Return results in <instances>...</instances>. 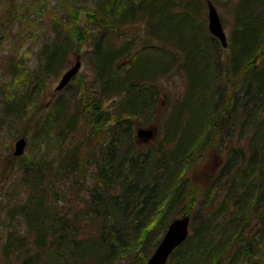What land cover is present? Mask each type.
Segmentation results:
<instances>
[{"label":"trees","instance_id":"1","mask_svg":"<svg viewBox=\"0 0 264 264\" xmlns=\"http://www.w3.org/2000/svg\"><path fill=\"white\" fill-rule=\"evenodd\" d=\"M206 1L96 0L87 11L86 19L92 28L87 31L88 44L100 95L104 92L115 94L122 99V111L139 109L129 115L143 119L142 114L152 108L148 107V101L151 104L149 99L157 101L153 76L172 69L173 73L182 72L186 78L188 74L192 77L191 65L190 69L187 68L178 57V53L190 46V41L184 40V48L179 45V37L175 38L171 32L177 27L182 28L183 24L171 28L172 18L186 20L188 23L184 27L191 30V36L197 34L201 39L199 45L204 47L203 58L198 59L187 52L188 58L190 56L187 62L197 64L205 58L210 65L218 64L219 56L223 57L224 52L217 39L209 35L205 20H202ZM196 7L197 11H194ZM232 10L234 31L226 45L229 53L224 62L231 67L233 75L238 76V88L222 110L229 105L232 110L239 108L243 112L244 119L235 130L239 138L249 136L248 145L228 149V159L219 174L223 177L217 185L219 192L209 203L203 202L206 207L198 215L189 217L188 237L171 253L166 264H223L230 261V256L235 264L253 251L251 239L254 237L245 238L244 232L251 218L253 220L255 215L258 219L261 217L264 198V64L259 60L264 51V0H237ZM195 12L199 13L197 18ZM139 17L143 18L142 25L149 35L142 48L133 51L134 37L119 47H113L109 40L113 35L118 36L117 25L138 21ZM83 28L87 30L89 26ZM106 32L112 36L108 37ZM61 33L57 31L58 40L53 42L50 51L47 43L44 45L42 70L46 73L54 65H59L69 50L65 47L67 36H61ZM143 50L157 55L143 53ZM149 71L153 72L152 75L147 74ZM218 81L219 76L211 93L217 92L221 86ZM233 83L228 81L232 87ZM250 92L253 109L245 112ZM19 103L18 99L12 100L7 110L17 109ZM58 107L49 126L60 127L62 132L63 129L72 131L71 122L69 125L64 123V104L60 103ZM90 107V124L113 122L109 112L101 109L95 101ZM115 116L114 125L118 126L121 114L118 120ZM174 119L171 116L166 122L171 138L175 137L172 130ZM128 120L132 123L133 119ZM232 124L235 123L232 121ZM128 125L130 127V123ZM129 127L122 129L127 133L114 135L110 145L99 151L95 149L91 160L84 162L83 169L89 163L95 166V170L88 174L90 184L86 185L82 178L84 185L78 180L72 188L71 184L66 187L63 181L64 189L59 196L57 170L60 174L65 169L68 156L61 157L55 167L51 161L42 178H35L38 173H34L26 179L30 190L19 210L29 231L27 236L15 238L18 240L19 264H53L57 255L64 256L69 264H145L169 223L179 215H189L186 204H183L187 199L188 176L181 139L173 140L168 136L166 139H170L165 143L161 140V143L145 147L139 143L144 139L137 137L135 142H126ZM110 130L108 125L103 134L108 135ZM72 168L69 171L73 172ZM28 169L24 167L25 172ZM83 169L81 173L85 176ZM83 191L86 197L82 198ZM44 195H49L47 200ZM58 201H61L60 206ZM73 201L81 208L74 210L70 204ZM28 206L30 211L26 210ZM48 233L51 234L49 240L46 239ZM38 255H45L44 263L39 262Z\"/></svg>","mask_w":264,"mask_h":264},{"label":"rangeland","instance_id":"2","mask_svg":"<svg viewBox=\"0 0 264 264\" xmlns=\"http://www.w3.org/2000/svg\"><path fill=\"white\" fill-rule=\"evenodd\" d=\"M95 1L0 0L1 264H19L17 258L19 252L16 251L18 240L15 238L27 236L29 231L24 216L20 215L19 208L30 190L27 180L31 175L38 173L35 174V178H42L47 166H51V161L55 167L61 157L68 156L65 169L60 174L57 170L59 196H62L64 189L63 181L66 187L71 184L72 188L76 186L75 182L78 180L84 185L82 178L86 185L90 184L91 180L88 179V174L95 170V166L92 165L93 163H89L88 167L83 169L84 162L87 159L91 160V157L95 155L93 153L95 149L99 151L110 145L109 142L112 141L111 138L114 135L127 133L122 129L129 127L128 123H130V129L128 128V136H125L128 137L126 142L129 143L132 140L135 142L138 128H155L156 132L151 139L139 142L144 144L142 146L148 147L156 142L161 143V140L165 143L171 138L168 133L169 127L166 130V122L171 116L175 118L172 125L175 137L172 136L171 139L180 138L183 148H185L188 187L186 189L187 199L183 204H186L188 216L191 218L206 207L203 202L209 203L219 192L217 185H219L220 179L223 180L219 174L228 159V149L238 145L246 148L248 145L249 136L239 138L235 130L244 119L241 116L243 112L239 108L232 110L233 108L229 105L226 110H222V107L224 108L229 99L233 97L232 93L238 88L236 82L238 76H234L231 67L225 63L229 51L227 47L221 46L224 55L223 57L219 56L218 64L215 62L217 65H210V62H206L205 58L203 62L197 64L194 61L187 62L190 58V56L188 58L187 52H191L193 57L201 59L205 56V50L202 45H199L201 39L197 38V34L192 33V40L191 30L184 27L188 23L186 20L172 18L169 25L171 28L172 26L175 28L176 24H183L182 28L178 29L177 27L171 33L175 38L179 37V45L183 48L185 47L184 40L190 41V46L187 45L184 51L178 53V57L181 62L186 64L187 68L191 67L192 77L188 74L186 78L182 72L173 73L172 69L163 75L153 76L154 91L158 93L157 101L149 99L151 104L148 101V107L152 108L142 114L144 115L143 119L130 116L139 109L132 108L134 110L122 111L120 106L122 99H119L115 94L107 95L104 92L101 96L90 60L91 52L87 31L92 28L89 20L86 19V13L95 4ZM208 1L214 5L218 12L228 44L234 31V10L232 9L237 0ZM162 3L164 4V1ZM193 10L197 11V7ZM194 14L196 18L199 15L197 12ZM201 17L202 20H205V28L211 35L207 28V7L202 11ZM142 20L143 18L139 17L138 21L118 24L116 29L118 36H112L106 32L108 37L112 36L109 40L112 46L119 47L134 37L133 51L142 48L144 39L149 36L142 25ZM83 26H89V28L84 30ZM93 27L95 28V26ZM57 31H62L61 36H67L68 41L65 47L69 50L63 61L59 57L60 64L54 65L52 70L46 73L42 70L44 45L47 43V48L50 51L53 42L58 40ZM79 33L82 34L80 37H78ZM166 35L168 34L166 33ZM213 37L215 38V36ZM262 48L264 49V46ZM149 51L143 50L142 52L151 53L153 56L157 55L156 52ZM259 60H262L264 64V51L259 56ZM76 61L80 63L78 72L61 90H55L62 74ZM12 64L14 65L12 66ZM152 73L151 71L147 72L148 75H152ZM218 76L221 82L218 81V83L221 86L217 92L211 93ZM228 81H233L234 86L228 84ZM249 95V103L245 112L253 109L250 105L251 92ZM14 99L20 101L19 106L17 109L7 110V105ZM182 99H184L183 102ZM93 101L101 109L109 112L113 122L106 125L90 124L89 117L91 116L88 113ZM60 103L64 104L62 107L64 123L69 125L71 122L72 124L70 132L66 129H63L64 132H62L60 127L54 129L49 126V121L52 116L54 117ZM141 111L142 109L138 113ZM119 114H121L120 117ZM113 116L119 117V120L116 119L119 122L118 126L114 125ZM125 117L126 119H124ZM130 117L133 119L132 123L128 120ZM232 121L235 124H232ZM108 125L111 126L110 133L103 134V130ZM168 136L170 138L166 139ZM22 137L26 142L23 153L14 156L15 142ZM49 138L53 140L50 141ZM72 166L74 167L72 168L73 172L69 171ZM24 167H29L28 172L24 171ZM81 169L86 171L85 176L82 175ZM84 193L85 191L81 193L82 198L86 197L83 196ZM44 196L47 200L49 195ZM60 203L61 201H58L59 206ZM70 204L73 205L74 210L81 208V205L74 201ZM26 210L30 211V207H26ZM260 215L259 219L256 215L253 220L251 218L250 225L244 232L245 238L254 237L251 239L253 251L249 255H244V258L235 264H264V198ZM181 216L179 215L177 218ZM50 238L51 234L48 233L46 239ZM38 256L41 260L38 261L44 263L45 255ZM232 257L230 256L229 262L225 261L226 263L223 264H234ZM52 261L53 264H69V261L62 255H57V258Z\"/></svg>","mask_w":264,"mask_h":264},{"label":"water","instance_id":"3","mask_svg":"<svg viewBox=\"0 0 264 264\" xmlns=\"http://www.w3.org/2000/svg\"><path fill=\"white\" fill-rule=\"evenodd\" d=\"M207 28L211 35L218 39L223 48L226 47V35L218 15V12L211 2H207ZM80 68L79 61L65 71L56 86L55 90H61L70 79L78 72ZM155 128H138L136 130V137L139 139H151L155 134ZM25 138H19L15 142L14 156H19L23 153L25 146ZM1 208V202H0ZM189 222L190 218L188 215H183L178 218H174L166 228L163 236L161 237L159 243L157 244L155 250L151 256L147 259L145 264H166L168 257L171 253L186 240L189 234ZM1 242V239H0ZM1 264V261H0Z\"/></svg>","mask_w":264,"mask_h":264}]
</instances>
